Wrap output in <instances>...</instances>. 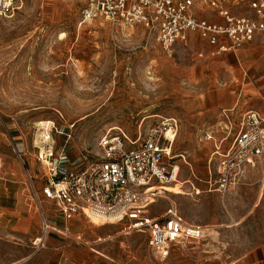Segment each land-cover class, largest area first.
I'll list each match as a JSON object with an SVG mask.
<instances>
[{
  "label": "rangeland",
  "instance_id": "rangeland-1",
  "mask_svg": "<svg viewBox=\"0 0 264 264\" xmlns=\"http://www.w3.org/2000/svg\"><path fill=\"white\" fill-rule=\"evenodd\" d=\"M84 1L11 0L9 12L0 10V264H72L80 255L99 253L105 242L127 239L136 253L156 256L145 233H127L122 223L95 224L83 214L67 222L46 203L50 222L61 229L68 224V236L52 231L44 246L34 245L42 213L32 183L38 187L41 181L37 146L45 131L55 153L64 150L80 166L98 158L99 140L109 132L142 141L156 130L172 129L178 180L186 182L182 190L166 189L149 216L176 207L186 222L204 227L205 235L171 245L163 263L192 264L187 258L192 255L218 256L224 264L261 256L264 163L250 168L226 196L208 191L205 182L216 140L206 141L203 132L213 126L217 141L223 135L225 106L217 104L216 92L229 86L235 71L215 75L209 47L198 37L168 52L143 26L129 32L104 18L82 23ZM228 5L235 15L251 12L249 0ZM199 7V17L210 11ZM252 53L264 58V35ZM244 111L239 104L235 119ZM13 161L14 173L8 169ZM16 177L22 182L13 181ZM19 185L23 193L14 194ZM98 237L107 241L94 242Z\"/></svg>",
  "mask_w": 264,
  "mask_h": 264
},
{
  "label": "built area",
  "instance_id": "built-area-1",
  "mask_svg": "<svg viewBox=\"0 0 264 264\" xmlns=\"http://www.w3.org/2000/svg\"><path fill=\"white\" fill-rule=\"evenodd\" d=\"M201 5L223 22L199 17ZM249 7V14L235 15L225 0H85L81 22L104 18L129 32L143 26L145 33L154 36L168 52L198 33L216 47L215 54H220L252 41L256 34H264V0H249ZM10 9L11 0H0L2 12ZM226 124L231 134L233 123L227 114ZM166 133L156 130L138 141L123 132H109L99 140L98 158L80 166L72 165L64 150L55 153L49 137L41 136L37 160L42 167L43 199L51 202L56 216L65 220L81 212L93 223H123L130 231L143 232L149 247L165 259L171 245L205 235L204 227L186 222L176 207L160 216H149L151 205L167 192L166 185L178 181L181 170L173 153V140ZM203 138L215 140L211 130L205 131ZM209 162L208 189L222 196L236 191L247 171L264 162V116L253 109L243 112L230 146L222 151L221 143H216ZM34 194L43 216L42 234L34 239V245L44 246L52 231L68 236V226L57 230L47 219L37 190Z\"/></svg>",
  "mask_w": 264,
  "mask_h": 264
},
{
  "label": "crops",
  "instance_id": "crops-1",
  "mask_svg": "<svg viewBox=\"0 0 264 264\" xmlns=\"http://www.w3.org/2000/svg\"><path fill=\"white\" fill-rule=\"evenodd\" d=\"M225 4L229 8L228 0H225ZM203 17L207 18L208 20L212 22H217V23L223 22V19L216 16L214 13L210 11L206 12V15ZM262 35L264 34L263 33L256 34V36L254 37L252 41L247 42L243 44L242 46L238 48H234L230 51L217 54V56L214 53L216 49L215 46L210 45L208 41L206 39L201 38L198 33H192L190 35V38L198 37L204 40L206 45L209 47L210 54L208 53L209 55L207 57L208 58L207 61L209 63V66L214 71L215 75L219 76L223 72V70L227 72L229 70H234L236 73L235 78H233V80L230 81L229 86L226 89L219 88L216 92L217 94L216 102H218L217 104L218 105L222 104L225 106V107H222L223 108L222 114L225 117V119L223 120V125L221 127V133L223 135L221 136L220 140L217 141L215 137V132L218 130V127L214 128L213 126H211L204 130V132L211 130L216 140V141L214 140L215 143L211 151V154L214 152L216 143H221L222 151H225L230 146L231 143L228 146L225 145L226 147L223 146V144L225 141L228 140L230 136L232 137L234 136V132H235L234 124L237 126L238 120L241 116L240 114V116L236 120L234 111H235V108L239 104L241 105V108L244 109L245 111L250 110V109L257 110L264 116V58H260V57L258 58L257 56H254V54L252 53L255 50L256 45L258 44L259 37ZM231 56L232 57L234 56L236 63L232 62L233 58ZM226 114L230 117L233 123V130L231 134L229 133L228 130H226L227 128L226 127L227 125L226 124ZM206 141H212V140H206ZM12 164L8 166V169L12 171L14 170L13 171L14 173L16 169V163L13 161ZM210 167H211V164L208 160L209 178H210V172H209ZM209 178L205 180L207 186H208ZM40 179L41 181L37 184L38 187H36L32 183V188L33 190H37V192L39 193L40 198L42 200V204L43 203L49 204L53 208L52 211H54L56 215L55 206L51 202L44 200L43 195L41 194V187L44 182L42 174H41ZM13 181L19 182V183L22 182L21 178H18V177H16V180H13ZM185 182L186 181L182 180V182H180L178 180L175 184L171 185L170 191L176 192L178 191V189L182 190V187H184ZM192 185L194 188H196L193 183ZM196 190L198 191L200 189L196 188ZM208 191L210 190L208 189ZM20 192L23 193V189H21V185H19V187L14 191V194L15 193L19 194ZM211 192H215V191H211ZM80 214L82 213L78 212V213L70 214L67 218V222L74 219L77 215H80ZM46 217L50 222L51 219L49 218L48 214H46ZM42 221H43V216H42ZM130 232L132 231H129L127 233H130ZM137 232H140V231H137ZM41 234L39 236H41ZM39 236H36L35 238ZM48 237L46 241L48 240ZM74 237L77 241H80L82 239L81 235H75ZM110 238L114 239L113 237H110ZM104 241H107L106 238L98 237L97 239H95L94 242L100 243ZM131 246L132 245L130 243V239H127L125 241H112V242L108 241V242H105L104 245H102L101 249H96L97 252L99 253L89 254V255L88 254L80 255L77 257L75 262H72V264H164L163 263L164 258H162L159 254L155 253L156 256H154V255H149V254L136 253L132 248H130ZM187 258L194 259V262L192 264H224L220 260V258H218V256H204V257L199 256L198 257L197 255H192ZM176 264H177V261H176ZM231 264H264V251L261 256H258L256 254H251L249 256H244Z\"/></svg>",
  "mask_w": 264,
  "mask_h": 264
},
{
  "label": "bare ground",
  "instance_id": "bare-ground-1",
  "mask_svg": "<svg viewBox=\"0 0 264 264\" xmlns=\"http://www.w3.org/2000/svg\"><path fill=\"white\" fill-rule=\"evenodd\" d=\"M46 125H47V122H46ZM44 127H45V126H44ZM44 133H45V135H46L47 137L50 138V135H49V132H48V131H45ZM43 135H44V134H43ZM166 135L169 136L170 139L174 140V134H173L172 129L168 130L167 133H166ZM171 185H173V184H171ZM171 185H166L164 188L170 190ZM94 223H95V224H101V223H99L97 220H95ZM58 229H59V227L57 228V230H58Z\"/></svg>",
  "mask_w": 264,
  "mask_h": 264
}]
</instances>
